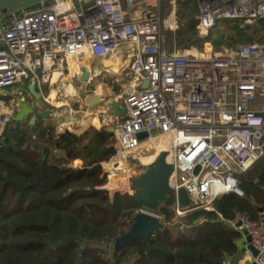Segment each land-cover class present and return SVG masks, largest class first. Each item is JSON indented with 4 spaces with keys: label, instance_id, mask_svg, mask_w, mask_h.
I'll use <instances>...</instances> for the list:
<instances>
[{
    "label": "built area",
    "instance_id": "2783aa9c",
    "mask_svg": "<svg viewBox=\"0 0 264 264\" xmlns=\"http://www.w3.org/2000/svg\"><path fill=\"white\" fill-rule=\"evenodd\" d=\"M179 1L184 0H83L77 5L64 0L0 25V145L30 92L16 86L35 85L49 104L65 81L76 77L84 83V69L95 78L87 59L113 61L130 69L131 81L123 94L127 117L114 123L112 100L103 118L114 155L102 163L106 184L99 189L134 195L133 183L143 170L128 162L130 156L169 139L165 152L174 166L175 215L170 223L161 211L156 215L171 225L198 210L216 213L228 229L250 235L257 255L246 247L242 264H264V210L257 220L242 213L225 219L214 206L225 196L243 197L240 176L264 158V42L219 50L211 41L203 50L169 52L166 34H180ZM195 2L203 37L219 21L264 19V0ZM141 134L147 137L141 140ZM180 190L191 200L188 207L179 203Z\"/></svg>",
    "mask_w": 264,
    "mask_h": 264
},
{
    "label": "trees",
    "instance_id": "16d2710c",
    "mask_svg": "<svg viewBox=\"0 0 264 264\" xmlns=\"http://www.w3.org/2000/svg\"><path fill=\"white\" fill-rule=\"evenodd\" d=\"M177 19L182 26L175 37L177 49L203 50L211 42L197 30L195 0L180 2ZM254 22L228 21V41L264 42ZM131 81L128 79L126 86ZM121 90L115 87L114 90ZM53 123H14L7 127L0 145V264H224L238 256L243 235L228 229L216 213L189 231L167 225L150 240L138 256L140 242L109 253L101 247L114 243L130 231L141 210L136 196H116L99 189L102 163L114 151L105 132L82 147L83 137L71 132L57 136ZM81 159L82 167L72 163ZM235 194L215 201L225 219L237 213L257 220L264 210V158L245 175ZM161 209L166 223L174 215Z\"/></svg>",
    "mask_w": 264,
    "mask_h": 264
},
{
    "label": "water",
    "instance_id": "95a60500",
    "mask_svg": "<svg viewBox=\"0 0 264 264\" xmlns=\"http://www.w3.org/2000/svg\"><path fill=\"white\" fill-rule=\"evenodd\" d=\"M64 0H0V25L15 17L25 13L40 10L49 5H54ZM73 5L81 3L83 0H69ZM225 42V36H220L217 40L218 44ZM76 65V62L72 63ZM109 64H115L113 61H104L101 59H87L85 65L91 67L94 71L101 70L103 67L108 68ZM112 67V66H110ZM84 82L88 83L92 79V73L89 69H84L82 73ZM29 90L33 97L40 102L41 94L37 91L35 85H30ZM93 106H98L102 99L95 97ZM40 105V104H39ZM21 110L16 115L15 123L25 122L30 118L31 125L38 122L37 108L30 102H22L20 104ZM112 110L114 116V123L122 121L127 117V108L125 105L124 95L119 96L112 101ZM42 115L46 118H51L50 111H43ZM67 133V132H66ZM146 134H141L139 138L144 140ZM200 168H196L195 173L198 174ZM174 174V166L168 162V153L163 151L159 153L156 159L143 170L142 175L134 181L135 194L137 201L141 207V211L134 217L130 231L123 235L115 242V252L123 250L128 245L134 242L141 243V249L138 256L143 255L149 248L151 238L158 232L166 228L164 223L156 213L160 212L163 207H172L176 201L174 189L171 186V178ZM178 200L181 206L188 207L191 200L184 190L178 192ZM262 211L261 208L258 212ZM200 219L209 221V213L205 210L195 211L191 215L183 218L188 224H194ZM180 224L174 225L178 229ZM240 225H238L239 227ZM245 241L253 256L257 255V251L252 246L251 237L248 233H244Z\"/></svg>",
    "mask_w": 264,
    "mask_h": 264
},
{
    "label": "rangeland",
    "instance_id": "374dc122",
    "mask_svg": "<svg viewBox=\"0 0 264 264\" xmlns=\"http://www.w3.org/2000/svg\"><path fill=\"white\" fill-rule=\"evenodd\" d=\"M180 2H182V1H179L177 3V11L180 8V5H179ZM169 10L170 9L167 10V13L170 12ZM197 11L199 12V9H197ZM198 12H197V14H198ZM252 22H254V21H252ZM255 24H256L255 28L256 29L258 28L259 31H263V33H264V19L256 20ZM179 25H180V23H179ZM227 27H228V21H219L217 27L212 29L209 32V37L208 38L210 39V41H215L217 43V40H218V38L220 36H225L224 32L227 29ZM174 39H175V37H174L172 32H168L166 34V37H165L166 49L169 52H171L175 47L177 48L176 41ZM245 42L246 41H242V40H239V39H236V40L232 39L231 41H228L226 39V36H225V42L223 44H217V47H218L219 50H221V47H223L224 45L232 44L233 46H237V45H240V44H245ZM116 66L118 68H115ZM107 67L110 68V66H107ZM113 69L114 70L110 71V72H100V73L96 72L97 76L92 81L93 87H94L93 89H95V90H93L94 93L98 94V96H100V97L101 96L103 97L102 103H103L105 108L108 107V110H109V107L111 106V105L109 106V103L112 100H115L116 98H118L119 96L124 94V92L126 91L125 90L126 89V82H127L128 79L130 80V77H131L130 69H125L124 70L117 63L113 64ZM75 74H76V72L73 71L72 75H75ZM69 81H71V79ZM80 84L81 83L78 80H76L75 83H74L75 87H77V88L82 87ZM115 87H119L121 90H118V89L114 90ZM15 89H21V90H24V91L27 92V89H29V86L27 84L18 85V86L15 87ZM72 93L75 94L76 92L75 93L72 92ZM57 95H58V93H57V91H55L54 93L51 94V97L55 98ZM65 100H67V99H65ZM71 100H72V98H71ZM62 101H60L59 103H61ZM71 103H72L71 107L76 112H78L77 117L76 118L74 117V118L78 121L79 124L84 125L85 127H90V129L95 130V131L103 129L101 127L103 125V118L101 119L102 120L101 121V125H100V121H94L93 122V119H98L97 117H99V119L101 118V115L104 113L103 110H102L103 106L100 107V110H101L102 113L99 112V111L90 113V112L86 111L85 108L82 107L81 103L78 104V101H76L75 99ZM57 105H59V104L57 103ZM49 125L50 124H47V127H49ZM92 137L93 136H92V131H91L90 136L85 141H83L82 147L86 146L88 143H90L92 140H94V139H92ZM149 154H150L149 151L141 150L139 153H137V154H135L133 156H130L128 162L130 164L137 163L139 165V167H140V171H141V169L145 170L147 168V166L150 164V162L149 163H145L144 161L141 160V157H143V156L147 157V156H149ZM76 165L80 166V165H82V163H80V162L72 163L73 167H77ZM102 178L105 179L103 167H102ZM104 184H106V181H105ZM108 193L110 195V198L113 200V199H115V197L117 195L116 193H118V192H108ZM121 195L122 196H125V195L134 196L133 193L130 194V193H126V192L123 193V194L121 193L119 196H121ZM163 208H166L168 210L167 211L168 215H171V213L173 215H175L174 211L172 210L171 207L170 208L163 207ZM170 220L172 222L173 218L170 219ZM176 224H180L178 230H181L183 232L184 231H189V230H191L194 227L203 225V224H201V225L188 224V223H186V221L181 219L178 222H176L175 224H171V226H174ZM115 242L111 243L110 245H108L106 247L105 246L101 247V249L113 254L114 251H115ZM236 260H237V258H236Z\"/></svg>",
    "mask_w": 264,
    "mask_h": 264
},
{
    "label": "crops",
    "instance_id": "0c3cea01",
    "mask_svg": "<svg viewBox=\"0 0 264 264\" xmlns=\"http://www.w3.org/2000/svg\"><path fill=\"white\" fill-rule=\"evenodd\" d=\"M180 26L181 25H179V28H180L179 32L181 34L182 26L181 27ZM72 68L73 69L76 68V65H73ZM115 68H118V67L116 66ZM73 71L74 70H72V72ZM74 72H76V74L73 76H77L79 74L78 71H74ZM96 72L100 73L103 71L98 70ZM94 76L96 77L97 73L95 74V72H94ZM76 80H78V79L76 77H74V78H71V81H65L64 84L62 85L63 86L62 90H57L58 95L55 98H52L49 101L50 102L49 104H46V101L44 100V98H41V101L38 102L33 97L31 92L25 94V97H24L25 101L24 102H30V103H32L33 106H35L38 109L37 110V115L39 118L38 122H42L44 126H47V124L53 123V126L56 128L55 134L57 136L64 135L66 132H71V133H73L79 137H83V139H87L90 136L91 131H92V136H93L92 139H96V135L98 133L102 134L104 132V130L95 131V130L90 129V127H85L84 125L79 124L78 121L75 119L77 117L78 112H76L71 107V104H72L71 102L75 99L76 101H78V104L81 103L82 107L85 108V110L90 112V113H93L96 111L101 112L100 107L103 106L102 110L105 114L103 113L101 115L100 119H99V117H97L98 119H93V122L94 121H100V125H101V119L103 117H105L106 113L109 111L108 107L105 108L102 102L98 106H93L94 102H95L94 101L95 97H99L101 99H103V97L102 96L100 97V96H98V94L94 93L93 90H95V89H93L94 87H93V83L91 81L88 83H86V82L81 83L80 82L81 83L80 85L82 87L77 88L74 85ZM72 92H74V93L76 92V93L73 94ZM71 98H72V100H71ZM65 99H67V100H65ZM60 101H62V102L59 103ZM57 103L59 105H57ZM45 110H48L51 112V114H52L51 118H46L42 115L43 111H45ZM25 122H30V118H28ZM77 162L82 163V165H80V166L76 165L77 167H75V168L82 167L84 165V162L81 159L75 160L73 163H77ZM246 247L248 248V245H247L245 239L243 238L238 243L239 251H238V256L236 257L237 260L235 259L232 262H228V264H242L244 254L247 251ZM248 250H249V248H248Z\"/></svg>",
    "mask_w": 264,
    "mask_h": 264
},
{
    "label": "bare ground",
    "instance_id": "6f19581e",
    "mask_svg": "<svg viewBox=\"0 0 264 264\" xmlns=\"http://www.w3.org/2000/svg\"><path fill=\"white\" fill-rule=\"evenodd\" d=\"M108 66L113 67V64L112 65L109 64ZM72 67H73V65H72ZM72 70L78 71L77 63H76V68H74V69L72 68ZM169 142H170L169 139H161V140H158L155 144L148 146L147 149H144V150L149 151V153L151 155L149 154V156H147V157H144L142 155L143 157H141V160L144 161L145 163L150 162V164H151L153 162V160L156 159V157L159 155L160 152L168 151Z\"/></svg>",
    "mask_w": 264,
    "mask_h": 264
},
{
    "label": "flooded vegetation",
    "instance_id": "af4514ba",
    "mask_svg": "<svg viewBox=\"0 0 264 264\" xmlns=\"http://www.w3.org/2000/svg\"><path fill=\"white\" fill-rule=\"evenodd\" d=\"M93 80H94V79H93ZM93 80H91V82H92Z\"/></svg>",
    "mask_w": 264,
    "mask_h": 264
}]
</instances>
